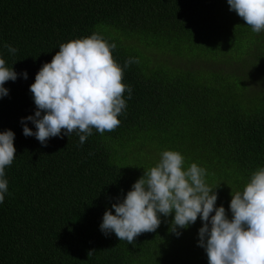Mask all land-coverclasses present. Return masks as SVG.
<instances>
[{
    "label": "trees",
    "instance_id": "trees-1",
    "mask_svg": "<svg viewBox=\"0 0 264 264\" xmlns=\"http://www.w3.org/2000/svg\"><path fill=\"white\" fill-rule=\"evenodd\" d=\"M94 33L116 45L113 59L132 89L120 125L93 129L83 145L63 130L46 147L24 136L38 71L61 44ZM130 57L139 63L123 68ZM0 58L18 74L0 98V132L15 134L16 149L5 168L0 264H208L201 220L177 236L174 213L161 215L159 228L133 244L100 225L168 150L181 153L184 170H206L215 206L231 219V193L264 167V31L254 33L227 0H0Z\"/></svg>",
    "mask_w": 264,
    "mask_h": 264
},
{
    "label": "clouds",
    "instance_id": "clouds-1",
    "mask_svg": "<svg viewBox=\"0 0 264 264\" xmlns=\"http://www.w3.org/2000/svg\"><path fill=\"white\" fill-rule=\"evenodd\" d=\"M227 4L254 33L264 31V0H227ZM4 47L13 55L17 51L8 44ZM115 48L95 33L61 44L30 86L37 110L22 118L24 136H35L46 147L47 140L60 137L63 130L67 136L75 132L83 145L93 129L100 134L114 131L127 106L123 94L127 91L131 99L132 92L122 83L124 71L112 56ZM5 63L0 58V98L8 95L4 84L18 75ZM133 63L139 59L128 58L123 68ZM21 75L27 79L26 72ZM14 139L11 130L0 132V204L8 192L5 168L16 156ZM183 165L181 153L163 151L126 197L112 204L115 214L105 211L101 232L115 233L120 241L133 244L139 235L159 228L161 215L174 213L170 231L177 236L178 229H187L199 217L203 226L198 230V246L205 250L208 264H264V167L252 173L242 191L231 193L229 219L223 206H215L218 196L205 182L206 170L195 163L184 170Z\"/></svg>",
    "mask_w": 264,
    "mask_h": 264
},
{
    "label": "rangeland",
    "instance_id": "rangeland-1",
    "mask_svg": "<svg viewBox=\"0 0 264 264\" xmlns=\"http://www.w3.org/2000/svg\"><path fill=\"white\" fill-rule=\"evenodd\" d=\"M205 179H206V178H205ZM206 184L211 188V187L213 186V184H214V181L209 177L208 180L206 181ZM200 220H201V219L198 217V218H197V221L195 222V224H196L195 227H199V226H200ZM201 222H202V221H201ZM195 227H194V228H195Z\"/></svg>",
    "mask_w": 264,
    "mask_h": 264
}]
</instances>
